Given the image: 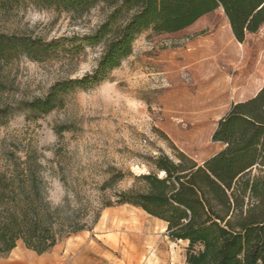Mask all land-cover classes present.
<instances>
[{
  "label": "rangeland",
  "instance_id": "1",
  "mask_svg": "<svg viewBox=\"0 0 264 264\" xmlns=\"http://www.w3.org/2000/svg\"><path fill=\"white\" fill-rule=\"evenodd\" d=\"M110 10L101 3L75 18L26 3L0 8V33L66 44L43 61L22 56L0 62V108H10L0 123V167L13 154L20 159L32 154L45 165L43 177L54 203L75 194L84 202L94 200L96 187L114 168L125 176L115 188L127 189L134 175L151 171L152 158L162 153L175 158L182 151L202 163L223 148L212 141L218 120L233 103L252 97L264 85V27L240 45L219 8L198 20L193 31L142 33L132 54L103 81L68 92L49 113H32L26 103L44 98L57 82L80 79L96 69L106 39L88 44L83 38L100 28ZM221 44L230 47L222 59ZM202 46L206 48L200 54ZM242 49L245 60L236 70ZM203 61L209 64L199 65ZM246 71V80L229 88L218 105L193 107V99L207 89V79H237ZM202 120L208 125L203 148L187 137ZM166 230L165 222L140 208L107 207L93 229L63 239L43 254L19 241L0 262L33 264V258L43 264H186L188 242L172 241Z\"/></svg>",
  "mask_w": 264,
  "mask_h": 264
},
{
  "label": "trees",
  "instance_id": "2",
  "mask_svg": "<svg viewBox=\"0 0 264 264\" xmlns=\"http://www.w3.org/2000/svg\"><path fill=\"white\" fill-rule=\"evenodd\" d=\"M22 3L75 18L101 3L111 9L100 28L83 38L88 44L106 39L96 69L80 79L57 82L44 98L26 103L34 114L49 113L68 92L103 81L132 54L134 41L146 31L179 33L219 8L240 45L264 27V0H0V8ZM220 46L225 51L222 59L230 47ZM65 47L60 39L0 33V62L22 56L43 61ZM205 48L197 51L202 54ZM244 51L236 70L245 60ZM247 73L237 79H207V89L193 99V107L218 105L229 88L246 80ZM9 115V107L0 108V123ZM206 121L197 122L187 134L193 146L205 147ZM212 141L223 148L202 163L182 151L175 158L166 153L152 158V170L134 175L127 189L115 188L125 176L114 168L96 187L94 200L85 202L75 194L54 203L43 177L45 165L32 154L25 159L13 154L0 167V257L19 241L38 254L46 253L63 239L93 229L105 208L127 204L165 222L172 241L188 242L186 264H264V85L252 97L231 105L218 120Z\"/></svg>",
  "mask_w": 264,
  "mask_h": 264
},
{
  "label": "bare ground",
  "instance_id": "3",
  "mask_svg": "<svg viewBox=\"0 0 264 264\" xmlns=\"http://www.w3.org/2000/svg\"><path fill=\"white\" fill-rule=\"evenodd\" d=\"M23 256L25 257V258L23 257V259L26 260V254H23ZM29 261H31V263H33V264H43L41 260H37V259H33V258H31ZM0 264H7V263L6 262H0Z\"/></svg>",
  "mask_w": 264,
  "mask_h": 264
},
{
  "label": "crops",
  "instance_id": "4",
  "mask_svg": "<svg viewBox=\"0 0 264 264\" xmlns=\"http://www.w3.org/2000/svg\"><path fill=\"white\" fill-rule=\"evenodd\" d=\"M191 31H193V26H191Z\"/></svg>",
  "mask_w": 264,
  "mask_h": 264
}]
</instances>
